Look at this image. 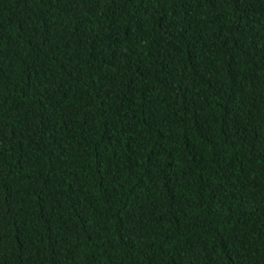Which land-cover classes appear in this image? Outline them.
I'll use <instances>...</instances> for the list:
<instances>
[{
    "label": "trees",
    "instance_id": "trees-1",
    "mask_svg": "<svg viewBox=\"0 0 264 264\" xmlns=\"http://www.w3.org/2000/svg\"><path fill=\"white\" fill-rule=\"evenodd\" d=\"M0 264H264V0H0Z\"/></svg>",
    "mask_w": 264,
    "mask_h": 264
}]
</instances>
